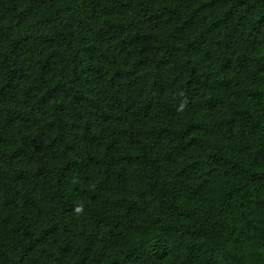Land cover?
I'll return each mask as SVG.
<instances>
[{"label":"trees","instance_id":"trees-1","mask_svg":"<svg viewBox=\"0 0 264 264\" xmlns=\"http://www.w3.org/2000/svg\"><path fill=\"white\" fill-rule=\"evenodd\" d=\"M0 264H264V0H0Z\"/></svg>","mask_w":264,"mask_h":264}]
</instances>
